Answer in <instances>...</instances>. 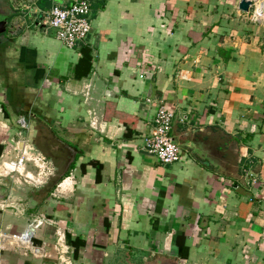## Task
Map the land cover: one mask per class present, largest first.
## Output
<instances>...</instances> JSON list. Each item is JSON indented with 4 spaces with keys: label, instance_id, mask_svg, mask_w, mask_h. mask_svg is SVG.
I'll return each instance as SVG.
<instances>
[{
    "label": "crops",
    "instance_id": "1",
    "mask_svg": "<svg viewBox=\"0 0 264 264\" xmlns=\"http://www.w3.org/2000/svg\"><path fill=\"white\" fill-rule=\"evenodd\" d=\"M66 1L0 0V235L57 224L0 264H53L58 224L76 264H264V12L96 0L71 48L44 20ZM161 103L173 164L141 149ZM23 153L39 183L1 176Z\"/></svg>",
    "mask_w": 264,
    "mask_h": 264
},
{
    "label": "built area",
    "instance_id": "2",
    "mask_svg": "<svg viewBox=\"0 0 264 264\" xmlns=\"http://www.w3.org/2000/svg\"><path fill=\"white\" fill-rule=\"evenodd\" d=\"M94 1L96 0H67L63 5H53L44 12L45 24L56 31V37L60 41L68 47L74 48L85 42L91 33V11ZM263 4L264 0H255V7L252 10L258 11ZM174 119L175 112L168 108L165 103H161L150 132L142 139L141 149L157 157L163 164H173L182 158V148L172 134ZM19 123L23 128L27 127L25 119H20ZM29 159L30 157L23 153L16 161L4 165L1 176L26 175V181L39 183L41 181L39 175L35 177L29 172L23 174L25 162ZM34 161L38 164L41 158L34 159ZM45 223L57 225L53 219L41 216L36 219L35 223H31L24 232L9 235L2 233L0 235L1 241L7 239L13 246L24 248L26 252L47 257L49 255L46 253L45 247L37 245L35 242L39 228ZM55 233V262L53 264H76V259L73 256L74 250L68 243L66 232L61 225L58 224Z\"/></svg>",
    "mask_w": 264,
    "mask_h": 264
},
{
    "label": "water",
    "instance_id": "3",
    "mask_svg": "<svg viewBox=\"0 0 264 264\" xmlns=\"http://www.w3.org/2000/svg\"><path fill=\"white\" fill-rule=\"evenodd\" d=\"M255 7V0H241L239 4V8L243 12H251L252 9ZM264 12V4L258 9V11L254 12L253 22H259V14ZM7 30V21L2 20L0 21V34L5 33ZM177 143L181 146V144L177 141Z\"/></svg>",
    "mask_w": 264,
    "mask_h": 264
},
{
    "label": "rangeland",
    "instance_id": "4",
    "mask_svg": "<svg viewBox=\"0 0 264 264\" xmlns=\"http://www.w3.org/2000/svg\"><path fill=\"white\" fill-rule=\"evenodd\" d=\"M56 32V31H55ZM1 172H2V169H1Z\"/></svg>",
    "mask_w": 264,
    "mask_h": 264
}]
</instances>
